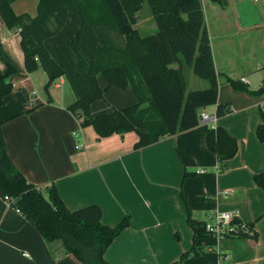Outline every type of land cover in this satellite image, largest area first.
Here are the masks:
<instances>
[{
  "label": "crops",
  "instance_id": "1",
  "mask_svg": "<svg viewBox=\"0 0 264 264\" xmlns=\"http://www.w3.org/2000/svg\"><path fill=\"white\" fill-rule=\"evenodd\" d=\"M237 1L230 0L222 9L203 0L215 67L257 91L264 81V20L246 23ZM257 3L264 13V0ZM38 5L39 0H17L12 8L16 15L35 18ZM7 64L18 74L9 78L13 90L0 107V124L14 165L29 182L45 189L56 186L70 210L99 205L102 222L109 226L130 216V226L105 254L109 264H172L190 250L193 231L183 193L194 219L207 222L217 212H232L258 235L209 237L192 264H264V191L254 181V175L264 172V143L256 134L264 122V95L236 91L221 80L218 103L229 105L231 111L218 118L217 126L239 146L223 170L206 143L208 124L138 150L137 132L98 140L93 127L82 128L81 119L68 111L76 96L63 89L69 83L65 78L58 79L57 92L51 87L46 94L40 92L48 83L47 74L43 69L26 70L19 29L8 30L0 16V71L6 72ZM192 77L190 72L189 81ZM98 81L105 95L91 105L93 116L137 103L132 87H110L102 74ZM192 82L196 90L208 86L206 81ZM216 111L217 105L199 113ZM188 172L195 175L185 179ZM0 264L79 262L65 254L60 243L49 245L0 196Z\"/></svg>",
  "mask_w": 264,
  "mask_h": 264
},
{
  "label": "trees",
  "instance_id": "2",
  "mask_svg": "<svg viewBox=\"0 0 264 264\" xmlns=\"http://www.w3.org/2000/svg\"><path fill=\"white\" fill-rule=\"evenodd\" d=\"M16 1L0 0V16L8 30L19 29L26 70L45 71L47 92L56 80L65 78L76 96L68 111L81 119L82 128L93 127L98 140L137 132L138 150L196 128L200 125V109L217 105V117L222 118L231 108L218 103L221 80L236 91L264 95V81L260 89L251 91L242 80L217 72L203 0H39L35 18L16 15L12 8ZM146 1L157 31L142 36L136 28L137 14ZM210 1L222 9L230 3ZM176 64L178 67H173ZM186 67H191L208 86L188 91ZM17 72L11 64H7L6 72L0 71V107L12 93L9 78ZM100 74L110 87H132L137 103L93 116L91 105L105 95L98 81ZM256 134L264 143V122ZM206 143L223 170L224 163L239 149L237 140L220 126L207 130ZM193 175L188 172L184 178ZM254 181L264 191V172L254 175ZM0 196L9 198L10 206L49 245L60 243L65 254L73 255L79 264H109L106 252L131 223L130 216H126L117 226L105 225L99 205L70 210L56 186L45 189L29 182L8 155L1 124ZM182 199L193 231V245L172 264H192L202 253L203 241L211 237L205 222L193 218L185 193ZM233 224L244 225L245 229L225 238L258 237L253 226L239 217Z\"/></svg>",
  "mask_w": 264,
  "mask_h": 264
},
{
  "label": "rangeland",
  "instance_id": "3",
  "mask_svg": "<svg viewBox=\"0 0 264 264\" xmlns=\"http://www.w3.org/2000/svg\"><path fill=\"white\" fill-rule=\"evenodd\" d=\"M237 2H238L237 3L238 4V10H239L240 14L242 15V20L244 19V21L246 23H252L253 24V23H257L259 21L264 20V13H263L260 5L257 3V1H255V0H238ZM137 17H138L137 18V24H138L137 28L140 31L142 36H148V35H152V34L156 33L157 26H156V23L153 19L150 5L147 1L143 4L142 9L138 12ZM152 23H153V26L156 27V29L152 28L153 27ZM117 43L122 46L121 39H118ZM246 53L248 54V52H246ZM173 67H178V64L174 65ZM39 69H41V68H39ZM185 70H186V76H187V81H188V91H192V90L197 89V88H195L192 80H197V82H202V83L205 82L201 79H198L194 75L193 69L191 67H186ZM35 72H33V73H35ZM190 72H192L193 77L189 81ZM16 74H18V72ZM58 83H60L59 80H56L51 86V89L54 90L55 92H57V90L55 88H56ZM69 86H71V85H69V83H67L66 86L63 87V89L67 88L71 91L72 89ZM45 91H46V89L42 88L40 92L46 94ZM44 193L46 194V190H44Z\"/></svg>",
  "mask_w": 264,
  "mask_h": 264
},
{
  "label": "built area",
  "instance_id": "4",
  "mask_svg": "<svg viewBox=\"0 0 264 264\" xmlns=\"http://www.w3.org/2000/svg\"><path fill=\"white\" fill-rule=\"evenodd\" d=\"M199 117L200 123L208 124L212 129L217 128L218 117L216 113L200 112ZM5 201L9 202V198H6ZM236 218L238 216L232 212H217L211 220L205 222L206 232L216 239H223L226 235L235 236L240 230L245 229L244 225L236 226L233 224Z\"/></svg>",
  "mask_w": 264,
  "mask_h": 264
}]
</instances>
